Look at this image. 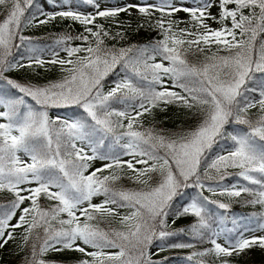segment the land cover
<instances>
[{"label":"snow or ice","instance_id":"6c2138e0","mask_svg":"<svg viewBox=\"0 0 264 264\" xmlns=\"http://www.w3.org/2000/svg\"><path fill=\"white\" fill-rule=\"evenodd\" d=\"M32 3L0 0L7 11L0 23V80L7 85L0 92V193L13 197L0 205V247L16 238L17 228L24 229L22 249L33 230L43 228V236L37 234L31 244L27 264H47L42 256L50 250L82 254L77 264H165V260H152L149 248L157 240L160 252L194 247L192 242L171 239L181 235L201 243L207 237L212 245L193 252L189 260L232 256L256 243L264 247V236L245 238L243 234L225 237L226 246H222L208 208L218 202L202 195L205 189L237 198L247 194L252 197L247 203L264 206V0H217V15L210 11L213 0H192V5L158 0L103 10L97 0H83L92 11H80L69 3L67 10L37 11L26 18ZM178 12L189 15L192 28L181 29L176 20L166 19ZM121 13H137V28L147 23L159 30L162 39L137 47L132 55L131 47H108L106 38L123 39L125 32L112 34L96 21L111 19L120 28ZM57 18L84 26L79 36L56 40L68 59L49 63L70 65L62 68L67 75L44 86L6 76L14 69L45 64L41 48L21 33ZM209 19L219 23L220 29H212L206 22ZM73 39L84 46H68ZM21 48L29 54L27 65L20 62L24 57L10 59L13 50ZM221 51L226 54H218ZM189 55L203 59L190 62ZM117 66L123 77L117 73L120 78L104 91L103 81ZM253 92L258 96L252 97ZM171 104L191 112L197 126L173 136L144 127L141 117L152 115L155 108L165 111ZM68 107L81 111L71 117L49 114L50 109ZM229 125H244L247 130L229 131ZM227 140L232 144L223 145L226 153L215 154ZM93 161L105 163L89 172ZM230 168L239 169L238 181L222 188L219 181ZM122 173H130L128 179L147 190L118 188ZM153 173L159 175L155 186H150ZM190 188L199 191L193 195L187 191ZM185 196L188 199L176 207ZM41 197L54 203L43 208ZM96 197L103 200L93 203ZM25 202L28 205L21 207ZM218 207L229 205L218 203ZM121 208L131 211L120 216ZM170 216L196 220L187 228L173 230ZM116 218L126 230L111 228L110 221ZM102 223L107 227L102 228ZM258 227L264 229V222Z\"/></svg>","mask_w":264,"mask_h":264},{"label":"trees","instance_id":"16d2710c","mask_svg":"<svg viewBox=\"0 0 264 264\" xmlns=\"http://www.w3.org/2000/svg\"><path fill=\"white\" fill-rule=\"evenodd\" d=\"M101 0H97L100 4ZM112 4L117 3L119 0H106ZM158 2V0H156ZM174 1V0H173ZM192 3V0H187ZM71 3L74 8H78L80 11L89 12L93 9L83 3V0H33L32 6L28 7L25 11V17H30L33 13L37 11H42L45 14L58 11L61 7L67 8L66 6ZM115 6V5H113ZM101 10L105 7H102L100 4ZM229 7H234V5H230ZM247 12V10H246ZM159 13H157L153 17V24L155 20L159 18ZM7 16V11L5 10V6H0V23H2ZM167 19V18H166ZM117 20L120 22L121 27H116V21L111 19H97L96 23L103 24L106 29H109L112 34L117 31H124L125 36L123 39H110L106 38V45L108 47L119 48H133V53L137 47H144L154 43L156 40L162 39L159 34V30L155 27L149 26L147 23L144 24L143 27L137 28V22L140 20L138 14H133L131 16L126 13H121ZM130 27H124L129 25ZM230 26V23H229ZM84 30V26L79 24L78 22H74L70 19H62L57 18L54 21H51L47 25H43L38 29H31L30 26L26 27L22 30V35L31 37L32 42L41 48V57L45 60V64L43 66L33 65L31 67H21L18 69H14L10 72L5 73L6 76L16 79L20 83L25 84H34L38 86H44L49 83L59 82L61 81L67 73L62 70V68L71 67L70 65L61 66L58 63H49V61L53 59H68L67 53L63 51V45H56V40L62 36L70 35L73 38L79 36ZM195 31V29H192ZM230 39V37H229ZM68 46H84L83 42L80 40L73 39L69 42ZM212 50L215 51V45H212ZM53 53H58V55L54 56ZM210 54V53H209ZM220 55H224L223 51L218 53ZM28 52L21 48L19 51L13 50L12 56L10 59H19L20 57H24L20 62L27 65L28 64ZM80 55H84L81 53ZM190 62H196L198 60H202L203 56L192 57L189 55ZM75 59V57H73ZM159 57H157V62H159ZM117 73L120 74V77H123L124 73L119 66L115 69V71L111 72L103 81L104 91H108L111 87H113L112 81L114 79H119L117 77ZM259 76V74H257ZM170 83V81H169ZM253 83H256L255 81ZM7 89V85L4 81L0 80V92ZM179 91V89H176ZM15 91V90H12ZM252 97H257L258 92L251 93ZM29 103H32L34 106V101H31L28 98ZM39 107V106H36ZM117 108H122V105H115ZM161 107H165L161 105ZM81 110L76 107H68V108H53L49 110L50 116L55 118L56 115H68L72 116L73 114H78ZM153 114L148 115L145 114L144 117H141V120L144 124L145 128L155 127L157 130H163V132L169 136H173L176 134L185 133L187 131L193 130L197 124L198 120L195 116L191 114L186 109H182L175 104L167 105L165 111H161L160 108H155L152 110ZM252 112H255L256 109H252ZM232 128H236L238 130L246 131V126L244 125H229L228 130L231 131ZM107 141L105 142L107 146ZM224 144L231 146L232 142L230 140L224 141L221 143V146H218L215 150V154H225L227 149L223 147ZM124 159H129V157H124ZM103 165L99 164L95 167H91L89 172L95 170V168L101 167ZM137 167H144L143 165H137ZM239 172V169L230 168L227 170V174L222 181H219L221 187H228L238 181V176L236 175ZM105 174H108L107 172ZM130 173H122V178L117 182L118 188H123L125 190H135L140 191L141 189L147 190L144 185H141L133 180L128 179V175ZM158 173H153V179L149 181L150 186H154L156 180L158 178ZM210 175H214V171L210 173ZM242 183H246L241 181ZM213 186H215L216 181H212ZM256 187V186H252ZM188 192L193 193L195 195L199 190L198 189H188ZM203 196L208 197L210 200L217 201L218 203H227L229 207L227 209H220L217 204H209L208 208L210 213L212 214V227L217 229L220 232V236H222L224 244L225 237L237 238L241 234L245 238H250L249 235L258 232L264 231V229H260L258 224L260 222H264V206L259 204L253 205L247 203L248 200L252 199V197L247 194H242L241 197H226L223 194H220L218 191L216 194H211L209 192H202ZM11 199H13L11 194L0 193V205L7 204ZM188 198L183 197L179 203L176 204V207H180L182 203H184ZM103 200V197H96L93 199V203H99ZM54 202L46 200L44 197H41L40 204L41 207L47 208L49 205ZM28 205V202H25V205L21 207H25ZM130 209L121 208L119 209V215H128L130 213ZM62 218L66 219L67 216L64 214ZM173 219H175V224L172 223ZM196 220L195 217H169L170 226L173 230H178L181 228H187L191 222ZM53 225L59 227L56 222H53ZM102 228L107 227L105 224L100 225ZM110 226L116 230H126L124 225H122L119 221V218L110 221ZM23 228H17L15 230V239L10 240L9 242L12 244L10 251L0 256V264H27L26 258L30 257L31 253V244L35 239L36 235L39 234L41 237L43 236V228H36L32 232V238L29 239L28 244L21 248L22 240L21 235L23 234ZM172 240H180L185 243L192 242L194 243V247L184 248V249H168L163 251L164 255L159 258H152L154 261L165 260V264H197V261L203 260V264H222V262H226V264H264V247H261L259 243L252 245L250 248L243 250L241 253L232 255V256H205V257H195L192 260H189L188 257L191 256L193 252L204 251L207 248L212 247L207 237L201 243L199 241H191L190 237H185L183 235L179 237H173ZM155 243H160V241H154ZM226 246V245H225ZM82 255V254H81ZM81 255L77 256H60V254L48 251L46 254L42 256L47 264H77ZM247 257L246 259L244 258ZM166 258V259H165Z\"/></svg>","mask_w":264,"mask_h":264},{"label":"rangeland","instance_id":"374dc122","mask_svg":"<svg viewBox=\"0 0 264 264\" xmlns=\"http://www.w3.org/2000/svg\"><path fill=\"white\" fill-rule=\"evenodd\" d=\"M155 2H157V1L156 0H120V1H118L117 5L118 6H122V5L127 4V3H155ZM173 3L176 4V5H180V4L192 5V3H190L187 0H174ZM213 3L215 4V6L212 7L210 11H211V14L212 15H217L218 12H219V5L217 3V0H213ZM101 4L104 5V6H113V4L111 2L109 3L106 0L101 1ZM60 10H67V9H59L58 11H60ZM133 14H137V13H133ZM39 18L40 19H43V18H45V16H40ZM166 18L167 19L176 20L178 22V27L181 28V29L186 28V27L187 28H192L191 23H189V21H190L191 18L189 17L188 14H186L184 12H178L175 15H173L171 17H166ZM206 22L209 24V26L212 29H220V27H221V25L219 23H217V22H215L213 20H210L209 19ZM41 26H43V25H41ZM41 26H39V27H37V26H30V30L31 29H38ZM102 163H105V162H102V161H93L92 162V167H95L96 165H99V164H102ZM203 191L204 192H209L206 189L203 190ZM209 193H211V192H209ZM211 194H213V193H211ZM223 196L229 197L226 194H223ZM19 215H20V212L18 211L17 214H16V219H13L11 221L12 224H15L16 223V220L18 219ZM169 223H170V221H169ZM262 236H264V231L254 232V233H252V234L249 235L250 238H252V237H262ZM218 242L221 243L222 246H225L222 236H220V239H219ZM158 245H159V243H155L154 242L153 245L149 248L148 251L151 254V258H159V257H161V256L164 255L163 252H160L158 250ZM11 246H12V244L10 242H8L3 247H0V256L4 255L8 251H10ZM106 251L116 252V251H118V249H106ZM51 252H53V254H56V253L58 254L59 253L60 256L61 255L62 256H64V255L65 256H77V255H81L80 253H75V252H70V251H65V252L51 251ZM235 254H238V253H235L234 252L233 255H235ZM244 258L246 259L247 257L244 256Z\"/></svg>","mask_w":264,"mask_h":264}]
</instances>
